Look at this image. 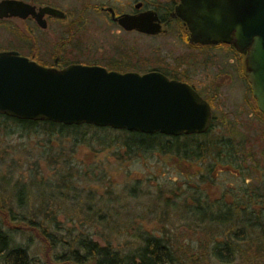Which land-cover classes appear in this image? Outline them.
Masks as SVG:
<instances>
[{
	"label": "trees",
	"instance_id": "16d2710c",
	"mask_svg": "<svg viewBox=\"0 0 264 264\" xmlns=\"http://www.w3.org/2000/svg\"><path fill=\"white\" fill-rule=\"evenodd\" d=\"M241 59H243L242 56ZM176 62L178 66L185 63L183 60ZM244 106L243 111L252 118L245 123V127L252 126L253 119L258 124L253 137L242 131H239V134L234 133L232 128L236 125V121L227 122V115L223 113L214 120V122L220 121L223 126L218 124V133L221 134H218L210 145L214 148L213 162L232 166L227 167L228 169L219 168L216 179L224 186L219 187L218 196L209 200L202 194L203 190L200 193L190 186L184 193L181 191L175 193L178 189H174L169 197L164 198L165 206L162 210L167 216L163 214L162 220L176 216L182 226L190 232L177 231V234L176 232L172 234L165 227L166 223H169L176 229L172 220L165 221L166 223L158 227V231L162 229V234L159 236L151 235V231H147V234L146 231L142 232L139 231L140 228H135L136 232L133 231L132 235L135 243L127 252L119 249V246L112 245L108 240H105L104 244L90 240L92 236L98 234L96 231L98 226L100 227L98 229L102 231L109 228L110 231L115 230L118 233L116 224L112 225L113 228L108 225L110 221L114 223L122 209L129 214L133 207V196L136 195L133 193V185L130 184L117 189L109 182L106 185V191L102 194L99 193L98 188H78L81 181L90 180L89 177H91L96 182L107 173L101 171L100 176L93 172L94 169L101 167L96 156H91L88 162L85 161L82 164L76 155L65 153L62 149L67 147L66 145L75 147L76 143H83V133L87 130L100 129L86 124L65 125L46 120H20L2 113H0V127L6 128L10 123L22 136L42 135L40 138L42 142L41 145L39 142L36 143L33 148L35 151H24L21 157L22 162H16L17 160L11 156L10 152H6L7 150L2 152L3 157L10 156L8 167H27V176L26 180L20 178L11 181L9 178L6 181L13 187L11 205L16 204L22 212L14 211L8 206V208L3 207L5 210L0 213L5 219H21L31 223L28 227L36 230L45 245L46 259L55 261L56 264H211V262L230 264L237 253L241 254L245 250H248L251 259L259 253L264 263V114L258 110L250 89L244 97ZM158 140L160 139H153V141ZM254 144L258 146V149H255L257 152L253 149ZM202 147H209V145L203 144ZM176 157L179 158L178 163H180L182 160L195 161L205 155ZM123 160L121 158V161ZM41 167L49 168L52 173L46 172L41 175ZM190 168L194 176L202 175V178H212L211 173L214 167H202L200 170L198 167ZM40 186L46 190L39 191ZM226 194L230 196V202L225 200ZM55 195L64 200L55 201ZM36 203L39 205L37 212L42 213L43 216L39 223L36 221L32 223L30 219L28 220L30 215H25L23 211L31 213L29 209ZM62 204H66L70 210L67 211L68 213L65 212L70 216L69 219H76V226L68 229L61 228L58 214L60 211L63 212ZM127 205H130L131 210L127 208ZM4 222L11 224L6 220ZM83 226L94 227L96 234L86 232L77 234L78 230L84 229ZM180 226L177 224L179 229ZM48 227L54 231H66L71 238L68 240L66 250L61 239L54 238ZM199 232L201 235L192 242L190 240L192 235L189 234ZM178 233H181L184 239L188 238L190 243H181V238L176 237ZM11 246L10 235L0 228V262L30 264L31 260L28 258L25 247ZM56 247L62 248L63 253L54 254Z\"/></svg>",
	"mask_w": 264,
	"mask_h": 264
},
{
	"label": "flooded vegetation",
	"instance_id": "af4514ba",
	"mask_svg": "<svg viewBox=\"0 0 264 264\" xmlns=\"http://www.w3.org/2000/svg\"><path fill=\"white\" fill-rule=\"evenodd\" d=\"M181 4L182 0H0V53L13 52L45 68L56 70H61L69 65L99 66L105 68L108 72L114 71L121 74L135 72L143 75L155 72L165 76L168 80L188 84L210 106L211 116L205 131L182 132L178 135H172L158 131L147 133L126 128L82 123L100 130H87L83 133V143L78 142L75 147L66 145L67 147L62 150L72 155L78 154L79 150L83 153L86 152V155H88L86 162L89 161L91 156H96L99 164L101 163V167L94 169L93 172L100 174V176L101 171H107L105 167L130 166L139 162V159L145 158V156H151V159H155L157 162L169 161L171 165L178 167L181 172L185 173L186 181L183 184L186 187L183 190V185L180 188L182 189L181 192L184 193L192 186L200 193L203 190L202 194L207 199L213 200L219 194V187L224 186V184L218 183L216 179L220 171L219 168L228 169L227 167H232L226 164H214V158L212 157L214 148L210 145L214 142V138L221 134L218 133V124L223 126L220 121L214 122L215 118L219 117L215 115L217 110L215 102L221 87L216 84L217 82L215 83V79L223 75L222 72H226V75L231 72L230 74L237 81H247L244 86L245 92L248 89L251 91V88L245 75V55L232 44L220 42L212 45L189 42L190 33L187 25L176 12ZM142 13H153L155 23L161 26L159 33L145 34L133 30V15ZM174 30L175 32H173ZM133 33L146 38H153L167 33H177L176 36L181 39L185 36L186 44L198 51L205 52L209 49H219L220 54L226 60V63H224L225 68L221 69L220 74H218V71L213 75L207 73L201 79L199 78L201 73L198 72L205 71L207 67H197L198 64H195V62L192 65L184 63V65L179 66L175 62L173 66H170L163 58H152L151 60L144 59L143 62L139 61L140 64L145 65L144 68L134 67ZM241 56L243 59H241ZM137 59L136 62H138ZM229 63L231 65L227 67L226 65ZM239 113L246 112L242 109ZM226 121L229 120L226 119ZM148 135L156 136L153 138ZM41 137L42 135H38L39 139ZM50 139L52 140V138ZM153 139L160 140L153 141ZM162 139L163 141H161ZM203 144H208L209 147H202ZM187 155H205V157L189 162L182 160L178 163L179 158L176 156ZM121 158L124 160L121 161ZM105 161L107 166L104 165ZM190 167H198L199 170L202 167H214L211 173L212 178H202V175L194 176ZM105 177H100V180L96 182L102 183ZM89 179L83 181L85 185H90V182H93L91 177ZM183 179L184 177H182ZM92 187L98 188L101 194L107 189L106 185ZM174 189H178L175 193L180 192L177 186ZM174 189L169 184H165L152 197L153 194L151 196L150 191L141 192L140 181L135 179L133 193L136 195L133 196V199L140 200L143 206H148L144 198H152L155 203L154 206L162 208L165 206L164 198L169 197ZM199 197L201 198V196ZM224 198L227 202L231 200L228 194L224 195ZM52 236L57 238L56 234ZM156 236L159 235L156 234ZM87 238L90 239L89 236ZM90 240H94V238ZM94 241L98 240L95 239ZM98 242L102 244L100 241ZM47 262L56 264L52 260ZM33 263L35 264L36 261L34 260Z\"/></svg>",
	"mask_w": 264,
	"mask_h": 264
},
{
	"label": "water",
	"instance_id": "95a60500",
	"mask_svg": "<svg viewBox=\"0 0 264 264\" xmlns=\"http://www.w3.org/2000/svg\"><path fill=\"white\" fill-rule=\"evenodd\" d=\"M176 12L187 25L189 42L232 44L245 55L252 97L264 114V0H182ZM152 14L133 15V30L159 33ZM0 113L178 135L205 131L211 109L188 84L159 73L121 74L83 65L56 70L3 52Z\"/></svg>",
	"mask_w": 264,
	"mask_h": 264
},
{
	"label": "rangeland",
	"instance_id": "374dc122",
	"mask_svg": "<svg viewBox=\"0 0 264 264\" xmlns=\"http://www.w3.org/2000/svg\"><path fill=\"white\" fill-rule=\"evenodd\" d=\"M175 32V30L173 31ZM177 34V33H176ZM175 33H167L163 35H159L157 37L153 38H146L142 37V35L133 33V57H135V60L133 61L134 67H141L144 68L145 65L140 64V62H143L144 59L151 60L152 58H159L164 59L165 62L169 63L170 66H173L176 61L185 62L186 65H192L193 62L195 64H198L197 67L200 66H206L207 69L205 71H200L198 73H201L199 75V78L203 79L205 77V74H215L218 71V74L221 73V69L225 68L224 63H226V60L222 57L220 54L219 49L215 50H207L205 52L198 51L197 49H193L189 47L186 44L185 36L184 38H178ZM136 58L138 62H136ZM209 62V63H207ZM211 63H214L213 65ZM182 64V63H181ZM180 64V65H181ZM184 65V64H183ZM230 63L227 64V67H230ZM183 67V66H182ZM187 67V66H186ZM231 72H228L226 75V72L220 75L218 78L215 79V83L220 85L218 91V97L217 101L215 102L216 107V116H220V114L227 115V119L229 121H237L236 125L232 128L234 133L239 134V131L245 132L249 134L251 137L254 136L256 133V128L258 126L257 122L253 119V124L249 128H246L243 123H247L250 118L247 113H239L242 109L245 110L244 106V97L246 95L245 92V85L247 82H243L241 80L237 81ZM228 122V121H227ZM243 122V123H242ZM40 144L42 142L38 136H22L19 134L16 127L10 125L8 123L7 127H0V211H4L5 208L12 207L14 211H17L21 213L17 208L16 204L11 205L12 196H11V190H13V187H11L10 184H7V179H11V181H15L17 179H24L26 180L27 167H8L9 165V157L5 156L3 157L2 152H10L11 156L17 160L16 162L21 161V157L24 151H35L33 150L34 146H36V143ZM38 144V145H39ZM253 149H258L257 144H254ZM257 152V151H255ZM82 153V154H81ZM86 152H82L79 150L78 154H76V158L78 161L82 162V164L87 159L88 155H86ZM102 157V156H99ZM142 157V156H141ZM5 158V159H4ZM140 161L133 164V165H118L117 167H105L107 170L106 177L102 181V183L99 182H90V185H85L83 181L79 184L78 188L88 187L91 188L92 186L96 185H102L105 186L109 182L112 183V185L116 186L117 189H120L121 187L125 185H133V182L135 179L140 181V188L141 192H149L150 195L154 197L157 194V191L159 188H162L165 184H169L171 188H176V186L181 191L182 189H185V185L183 182L186 181L185 173L181 172L178 167H174V165H171L169 161L163 162L155 159H151V156H145L139 159ZM23 161V160H22ZM21 161V162H22ZM107 161V160H106ZM106 161L104 162V165L107 166ZM163 162V163H160ZM166 163V164H165ZM173 163V162H172ZM25 166V165H24ZM110 166V165H109ZM40 174L44 175V173H52V170L46 167H41ZM39 174V176H40ZM22 175V176H21ZM182 177L184 179L182 180ZM180 184H179V183ZM104 183V184H103ZM115 183V184H113ZM184 185V186H183ZM183 186L182 189H180ZM45 188L40 186L39 191H45ZM139 193V192H138ZM164 195V194H163ZM56 196V195H55ZM41 197V196H40ZM55 201L58 200H64L59 197H54ZM148 206H143L142 203H140V200H134L133 199V207L130 209V205H127V208L131 210L129 214H127L124 209H122V212L120 215L116 216L114 223H109L108 226L113 228L114 224H116V228L118 229V233H116L115 230L110 231L109 228L102 231L96 227V231L98 234L95 233L94 227H86L83 226L82 228L78 230L77 234H85L86 233H94L96 235L92 236L94 240L100 241L102 244L105 240H108L112 245H115L119 249L124 250L127 252V250L133 248V244L135 243V240H133V231L136 232L135 228H140L142 232L151 231V234H162V229L158 231V227L162 226L165 221L172 220L171 222L175 223L176 229H174L172 226L167 224L166 222V229L170 230L173 234L177 231L183 233L190 232L187 231L186 227H183L181 222L178 220V218L173 216L172 218H168V220L163 219L164 212L161 207H155L154 206V200L152 198L145 197L144 198ZM175 200V199H174ZM140 205H138V204ZM62 211L58 214V219L61 220V228L68 229L72 228L77 225L76 219H69V215H66L68 213L67 211H70L66 204H62ZM39 207L38 203L34 204L29 210L32 212L29 213V211H23L25 215L28 216V220L30 219L32 223L35 221L39 223V221L42 218V213L37 212V208ZM29 208V206H28ZM70 205V209H71ZM19 210V211H18ZM24 210V209H23ZM36 211V214H35ZM34 213V214H32ZM23 214V215H24ZM164 214V215H163ZM167 216V215H165ZM4 220L11 223L10 225L8 223H5ZM113 220V219H112ZM177 224L181 227L180 229L177 227ZM28 225H31V223L27 222L26 220L21 219H5L2 214L0 213V228L6 230V232L11 237L12 246H22L25 247L27 250L28 258L31 260L30 264H34L33 261L35 260V264H50L51 262H47L46 259V249L45 245L40 239L39 235L36 233V230L31 227H28ZM113 225V226H112ZM14 227H17V229H14ZM23 228V229H22ZM51 229V227H48V230ZM135 229V230H134ZM51 233L57 234L58 239L60 238L63 242V244L68 246L69 239H71L66 231L63 230V232L54 231L53 229L50 230ZM103 232V233H102ZM148 233V232H147ZM178 233L176 235L177 239L181 238V243H190L189 239H184L182 237V234ZM102 234V235H100ZM181 234V235H180ZM189 235H192V239H190L192 242H195L194 240L201 235L199 232L196 233H190ZM85 236V235H84ZM187 237V236H184ZM92 238V239H93ZM191 238V236H190ZM68 241V242H67ZM67 246L64 248L66 250ZM59 247V246H58ZM54 248V254H60L63 253L62 248ZM123 252V251H122ZM248 250H245L243 253L239 254L237 253L235 259L230 264H264L261 260L262 258L259 257V253L253 257V259L249 258ZM254 256V255H253ZM0 264H2L0 262ZM211 264H213L211 262ZM217 264V263H214Z\"/></svg>",
	"mask_w": 264,
	"mask_h": 264
}]
</instances>
